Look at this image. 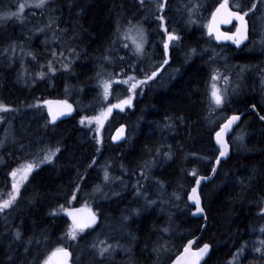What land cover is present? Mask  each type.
<instances>
[{"label":"trees","instance_id":"16d2710c","mask_svg":"<svg viewBox=\"0 0 264 264\" xmlns=\"http://www.w3.org/2000/svg\"><path fill=\"white\" fill-rule=\"evenodd\" d=\"M22 1L0 0V10L16 11ZM173 2H175L174 6L171 4ZM186 2L187 0H169L168 7L171 6L172 10L167 8L166 18L169 21H173L174 18L176 21H181L178 17L176 19L175 14L177 9H181L182 4ZM217 2L219 0H202V3L206 5L202 10L203 12L201 11L202 16L210 13ZM69 4L75 6L69 8ZM137 5L135 0H56V3L50 7H57L59 9L58 14L51 13L47 9L27 8L24 12L26 21L24 24L17 20H10L0 26V103L18 109L16 112L1 113L0 115H5L6 119L12 121L11 130L15 131L22 143L27 146L31 142L30 147H26L23 151L20 150L19 144H13L10 141L4 148H0V155L5 157L8 164L7 168L0 166V190H4L6 193L10 189V179L8 178V188H5V173L18 163L31 159V156H26V153L35 152V149L43 146L36 140L43 141V144H51L53 147L56 146L57 141H60V146L64 149L58 154L54 164L42 165L29 178L30 183L26 184L27 192H23V198L18 208L8 213L10 224L5 229H3V218L0 217V264H6L9 255L14 256V264H24L25 260L31 261L37 249L33 245L32 252L25 256V242L34 235L39 237L42 231H46L48 237V243L42 244L40 248L44 255H48L59 246H67L74 253L73 262L88 264L90 256L85 254L81 259L82 250L79 249L93 241L90 234L92 230H88L87 234H84L78 242L69 241L66 238L61 240L71 222L68 220L66 212L59 209V206L63 205L64 209H69L85 203L91 204L94 210L103 214L100 217V224H103L106 219H109L111 223L116 220V223L120 224V220L115 217L122 212V209L127 208L128 210L132 204L138 207L142 205L140 199H134L133 191L135 189L133 185L137 182V166L143 161L151 159L147 153H143L146 148L154 150L156 147L164 145V150L167 151V146L171 145L174 153L172 160L160 162L152 170V179L140 181L144 185V189L150 185L152 192L155 193V196H150L152 199L168 200L173 192H178L183 196V201H187L188 190L194 182V179L187 173L192 169H196L198 174L203 175L210 172L218 152L213 142V134L221 120L218 122L212 117V120L216 121L212 124L207 119L208 97L206 92L210 87L209 73L211 72L210 65L213 63L209 60L210 52L208 51H205L207 61L203 57H198L192 59V62L189 60L183 62L180 60L181 57L176 54L177 59L173 57L171 65L175 67L174 69L179 68V73L174 74L175 77H172L173 79L171 78L165 85H162V82L156 86L157 88L154 87L155 89L147 86L148 88L143 91V94H137L138 99L134 98V109L130 115L122 116L123 118L121 116L112 117L111 122L109 120L101 127L99 138L102 140V144L98 145L93 137L95 133H91L92 130L96 129L94 128L97 125L95 120L89 130L80 127L78 120L80 121L85 116H98L100 111L107 108L110 99L114 98L113 93L107 102H102L101 89L97 86L96 72L102 64L101 57L104 50L112 48L115 21L118 14L124 13L127 17H131L138 8ZM126 12L128 13L126 14ZM53 14L60 17L59 28H70L71 35L73 34V25H79L75 31L80 39L77 38L76 42L71 40L68 47L75 48L81 54L78 59L73 57L75 60L70 72L63 71L61 64L56 62L54 67L57 72L54 76L50 74L49 77L43 80L36 79V82L33 83L35 74L40 71L47 72L48 61L53 59L50 53L47 55L45 52V49H48L47 46L53 44L57 52L64 50L65 57L68 56V52L62 48L60 41H70L71 35L68 34L59 41H53L52 35L48 33L50 31L45 32V36L42 35L43 33L34 31L35 28L46 24L49 16ZM149 19L144 24L147 29ZM202 33L204 37L202 46L206 50L208 45L211 47L212 45L207 42L203 27ZM48 36L51 37V41L49 44H45L44 40ZM184 40L188 44L189 38L185 37ZM11 42H16L18 45L22 44L25 49H34L37 53L36 59L27 57L26 64H22V57L19 56L22 53L19 47L16 49L14 58L11 51L4 54V49L8 48ZM200 46L201 44L198 42L197 47L200 48ZM212 49L214 48L212 47ZM174 50L178 53L180 46H176ZM183 53L184 48H182L180 55ZM123 56L129 57L124 66L127 69L128 65L133 63L135 59L130 57L128 51ZM248 56L249 52L246 53L247 64L256 58V56L253 58H248ZM235 60L240 59L236 56ZM41 65H44L43 69ZM139 66L140 68L147 67L142 62L139 63ZM104 67L106 72L114 73H118L121 69L118 60L114 64ZM25 72L28 74L27 77L21 78ZM127 74H131V72L123 74V78ZM135 75L138 78L143 77V73H139V70ZM156 83L159 82L156 81ZM117 85H114L112 91L117 89ZM123 93L128 95L126 87L123 89ZM49 97L63 98L74 103L78 109L77 115L75 114L67 121H61L45 128L47 117L42 112L44 107L35 109L28 106L35 105L37 101L42 102ZM259 102L257 95L242 93L238 98H231V103L223 110L228 111V113L240 112L254 103L257 104L260 114L264 115V106ZM114 115L116 114L114 113ZM177 115L183 116L185 121L184 123L174 121L176 126L169 133V129L164 128L165 117H178ZM23 117H27L28 124L22 122L23 119L21 118ZM117 122H123L127 125L131 138L124 144L113 145L110 141L111 134L108 131H113L118 124ZM135 124L139 125L136 126ZM242 124L243 127H241ZM83 127H89V125ZM242 128L246 129L248 133L245 144L248 149L253 151H241L238 146L232 145L230 158L225 159L219 165L214 178L208 182L209 184H203L200 189L204 203L211 209L209 213L210 222L207 230L203 232L194 246L205 242L213 245V251L210 258L207 259V264H227L232 253L236 252L245 242H247L246 255L240 264H264V260H260L252 251L254 247L259 246L257 241L264 240V234L260 232V228L264 227V217L256 214L259 212L258 201L264 197V122L259 120L256 113L246 114L240 127H238L239 130H234L229 136L230 144ZM168 134L170 135L168 136ZM251 136L253 137L251 138ZM127 145L130 147L127 148ZM97 147L101 148L100 153H97ZM31 148L33 149L31 150ZM193 153L195 155H191ZM93 157H96L99 162L104 158V161L112 166L121 163L128 170L127 173L120 172L119 177L125 181L127 189L120 184L122 195L119 198L113 197L109 202H100L102 197L97 196L95 199L98 203L88 200L91 197L87 195L88 188L100 183L99 168L94 166L91 168L90 175L86 178L77 199H71L72 191L75 188L73 181L77 176V169L81 175H84L86 162L87 160L91 162ZM253 170H255V176L251 185L242 188L237 181L243 180L244 184L248 185L247 178L253 175ZM155 180L163 181L166 185L162 197L160 196L159 185L155 183ZM35 192H39V200L34 205H28L27 200ZM183 201L180 202L178 209L169 204L158 203L153 208L148 209L147 212L142 213L141 216L132 218L126 223L124 229L126 228V232L131 233V236L128 234V238H112V240H118L131 249L130 253L127 254V264L130 258L134 260V264H169L172 257L181 250L185 241L200 232L203 219L191 215L192 207L185 210ZM260 206H264V204ZM52 209H57L59 214L55 217L49 216L48 213ZM170 214L172 216V232L160 239L159 229L168 226ZM109 215L110 217H108ZM17 228L22 233V241H14L12 238V233ZM133 236L136 238L135 240L132 239ZM165 240L168 250L157 257L153 252V247L157 242L162 244ZM108 242L112 243L111 240ZM9 244H11V249ZM78 250L80 251L79 256L76 254Z\"/></svg>","mask_w":264,"mask_h":264},{"label":"snow or ice","instance_id":"6c2138e0","mask_svg":"<svg viewBox=\"0 0 264 264\" xmlns=\"http://www.w3.org/2000/svg\"><path fill=\"white\" fill-rule=\"evenodd\" d=\"M138 4V8L135 12L132 13L131 17H127L124 13H119L115 21V39L112 41V44H120L121 49L127 50L130 53V57L135 59V62L128 65L127 69L122 68L120 73L106 72L105 65L114 64L118 58L121 63H124L129 57L119 56L114 57L112 53L118 51L115 48H106L104 54L101 57L102 64L96 72V78L98 80V87L102 89L101 99L102 102H107L111 96L113 85L114 84H123L127 85L128 95L123 99H118L117 103H109L108 107L103 110L100 116L96 117H82L79 123L82 126L91 125L92 121L95 120L100 126L103 125V121L111 115L114 109H119L123 112L126 108H131L133 106V100L137 94H143L144 89L152 83H155L162 75L163 71L166 70L171 62V52L175 49L176 46L182 43L183 37L178 34L177 30L173 28L169 30L167 27V18L166 11L169 5V0H135ZM56 0H23L19 3L16 11L10 10H0V26L7 23L10 20H17L19 23L24 24L25 17L24 12L26 8H34L39 10H49L51 13H55L59 9L57 7H50L54 5ZM151 5V7H149ZM261 5H264V0H252L250 6L246 3V0H234L230 3V0H219L217 6L214 10L211 11V21L208 24L203 25L207 29V36L212 38L215 36L216 41H231L232 44L236 45L237 48H240L246 41H249L252 35H258L259 40H253L252 43L256 45L259 44L261 50H264V27H262L258 32L256 31L257 24L253 21V17L256 16L258 11L261 12V15L257 18L259 21H264V10H261ZM74 4H69V8L74 7ZM183 12L186 15V24L189 26L197 25L200 16L199 13L206 7L202 0H187L186 3H183L182 6ZM145 12V15L141 19L136 20V16L139 12ZM179 11V9H178ZM151 16L155 22L159 24V29L157 31L163 32L164 38L162 40L163 48V60L160 63L153 62L148 65L146 68H140L139 63L143 62L144 59L150 58L149 53L147 52L146 45L149 43L148 40V30L144 27L145 22ZM60 17L50 15L46 24L35 28L36 33H45L47 31H52V40L59 41L63 37L68 35V29L59 28ZM233 21L235 24V32L227 33L220 32V24H232ZM79 25H73V36L71 40H75L78 33L75 31ZM48 41H45L47 44ZM20 48L22 54L31 56L33 60L36 59V56L32 52L24 53L23 45H18L16 42H11L8 48L4 49V54L11 51L14 54L17 48ZM207 51V50H205ZM68 56L79 58L80 54L75 50V48L69 47L67 49ZM52 60L48 61L47 72L40 71L35 74L33 83L36 82V79L43 80L49 75H55L57 69L54 67V63L59 62L61 68L65 72H70L72 64L74 63L73 59L65 57L63 50L57 52L55 49L51 51ZM199 55V52L196 47H190L185 53V62L191 60L193 57ZM217 58L227 60L226 57H222L221 54L213 51L212 56L210 57V62H215ZM41 68H44V65H41ZM143 73L142 78H138L135 73ZM249 66L240 67V78L236 82H233L230 74H224L219 68H213L210 76V87L208 88L206 95L208 97V117L209 123H216L212 120V116L218 112L223 111V109L231 103V96L237 95L241 91V80L243 73L250 71ZM180 69H175L176 73H179ZM131 72L132 74H127L126 78L116 79V77L121 76ZM27 72L23 74V77H27ZM259 79L261 80V90L264 91V70H260ZM221 81L223 82L221 85ZM67 90V88H66ZM48 106V115L49 120L46 121L44 127L47 128L49 125H55L57 119L60 116L70 114L73 111V107L68 102H60L64 106L63 111L53 112L51 108V101L44 102ZM30 108L40 109L41 105L39 103L35 105H29ZM257 104L251 105V110L256 112L259 120L264 122V115H260L257 111ZM18 109L11 108L9 106L0 103V113H10L16 112ZM247 114V110L244 113L233 114L226 118L224 123L220 124L219 130L215 131V142L218 145L219 154L215 158V164L212 167V175L210 176H200L196 169H192L187 173L188 176L194 179L195 185L191 188V191L187 193V201H183V196L178 192H173L171 197L168 200H153L147 193L144 191V185L141 184V180L148 181L152 179L151 172L158 166L160 162H166L174 158V153L171 145L167 146V151L164 150V145L156 147L154 150L151 148H146V153L151 159L143 161L139 164L137 182L133 185L135 189L133 196L134 199L139 200L142 198L143 204L140 207L134 208L131 211L130 215H122L120 217L121 230L123 226L129 221L130 216H140L142 213L147 212L148 209L153 208L158 203L169 204L175 208H179L180 202H184V209L187 210L189 207L194 206V211L191 212L192 216H197L203 219L204 223L201 225L202 231H206L208 224L210 222L209 213L211 211L210 207L204 203L203 197L201 196L200 189L201 185L204 182H210L214 175L218 172V166L227 158H230V151L232 145L238 146L241 151H253L248 149L245 144V138L248 135L246 129H241L239 133L235 135L232 139L231 144L225 137L232 131H234V126L239 127L238 122L241 121L243 115ZM6 116L0 115V122H5ZM174 121H179L184 123L185 118L183 116L178 117H165L164 128L173 129L175 128ZM94 139L98 145L102 144V140L99 138V128H97ZM129 139L126 134V127L121 126L117 129V134L112 137L113 141H124ZM13 144H19V148L23 151L29 145H25L20 141L16 136L15 131L11 130V126L8 129H5V135L3 138H0V148H4L8 142ZM37 143L42 144L43 146L38 147L35 152H28L26 156H31L30 160H26L23 164H20L18 167L12 168L10 171L5 173L6 181L5 188H8L7 178L11 179L10 189L5 193L4 190H0V217L4 218L7 221V214L11 211H14L18 208L21 200L23 198L22 189L26 190V184L30 183V177L36 172L37 169H40L42 165L45 164H54L55 160L58 158L64 149L60 146V141H57L56 146H51V144H43V141H37ZM97 153H100L101 148L97 147ZM191 155H195L194 153ZM11 156V153H9ZM187 159V157H185ZM206 159V158H205ZM98 163L96 157H93L91 162L85 168V173L88 169L93 168ZM0 166L5 168L8 167L7 161L4 156L0 155ZM112 165L106 163L103 166V178L101 183L93 186L92 191L87 195L95 198L97 196L102 197L103 199L119 198L122 193L118 191H113L111 196L104 191V188L108 185H115L117 183L124 186L127 189V184L121 177H114L111 175ZM121 172L127 173V169L121 165ZM183 171V170H182ZM255 176V170H253V175L249 176L248 185L244 184L243 180L237 181L242 188H247L251 185L252 180ZM86 182V175H81L77 169V176L73 183L75 188L72 191L71 199L75 200L82 191L83 184ZM155 183L159 185L160 196L164 195V190L166 185L163 181L155 180ZM6 196V198H5ZM39 192H35L31 198L27 200L28 205H34L39 200ZM71 203V201H69ZM264 197L258 201L259 212L258 216L264 217ZM59 209H62L66 214L71 218L72 223L68 227V230L65 236L61 237V240L67 239L69 241H79L83 238L84 234H87L88 230L94 231L97 227L100 226V217L102 213L89 212L88 217L80 218L73 211L64 209L63 205L59 206ZM127 211V209H125ZM59 214L57 209H52L48 215L55 217ZM172 216L169 215L168 226L159 229L161 233L160 239H163L164 236L171 234L172 232ZM109 227H112L109 225ZM260 232L264 234V227L260 228ZM99 235L93 239L92 242L88 243L85 248L82 250L81 259L83 255L88 254L90 256L88 264H104L106 260H111L118 251H124L125 254H129L131 249L127 246L121 245L119 242L112 244L109 243L111 237L106 236L104 239H99ZM131 236V233H129ZM12 238L14 241H22L23 236L20 230L17 228L12 233ZM133 240L136 238L133 236ZM48 243V237L46 231H42L40 236L30 237L24 245V255L27 256L32 252V246L35 245L37 251L33 255L31 261H24V264H51L52 257L59 255L60 261L59 264H71V261L74 258V253L68 250V247L59 246L52 252L50 255H44L41 251V245ZM194 241L189 240L187 245L184 247V253L182 257H178L175 261V264H207V259L210 258L213 251V245L210 243H204L196 251H191V247ZM259 246L253 248V254L257 255L260 260H264V240H259L256 242ZM11 249V244H9ZM168 250L167 241L165 240L162 244L157 242L153 247V252L159 257L162 252ZM247 250V242L241 244V246L232 253L231 259L227 264H240V261L245 257ZM187 257V259H184ZM6 264H14V256L9 255L7 257ZM128 264H134L133 259H129Z\"/></svg>","mask_w":264,"mask_h":264},{"label":"rangeland","instance_id":"374dc122","mask_svg":"<svg viewBox=\"0 0 264 264\" xmlns=\"http://www.w3.org/2000/svg\"><path fill=\"white\" fill-rule=\"evenodd\" d=\"M23 2V1H22ZM230 2L232 3V2H234V0H230ZM251 2H252V0H246V3L250 6V4H251ZM173 6H174V4H175V2H173V3H171ZM149 7H151V5H149ZM261 10H264V5H261ZM169 8V10H172L171 8V6L170 7H168ZM27 9V8H26ZM31 9V8H30ZM176 10V9H175ZM183 10V8H181V9H179V11H178V9H177V13H176V15H177V17L178 18H180V19H182V20H186V15L184 14V12L182 11ZM59 11V10H58ZM58 11H56L54 14H58ZM180 12V13H179ZM182 13V14H181ZM201 13V12H200ZM199 13V16H200V20H199V22L200 23H202V26L203 25H205V24H207V22H208V16H209V14L210 13H208V14H204L203 15V17H202V14H200ZM261 13V12H260ZM259 13V11L256 13V16H254L252 19H253V21L257 24V28H256V31L258 32L262 27H264V21H259V20H257V18L261 15ZM53 14V15H54ZM260 14V15H259ZM145 15V12H141L140 14H138L137 16H136V18H137V20H139V19H141V17H143ZM181 15V16H180ZM140 16V17H139ZM205 16V17H204ZM176 17V18H177ZM149 18L151 19V16H149ZM184 18V19H183ZM205 18V19H204ZM175 19V18H174ZM172 22H175L174 20L172 21ZM187 26H189V25H187ZM144 27H145V25H144ZM146 28V27H145ZM260 28V29H259ZM68 30H69V32H68V34L69 35H71L70 34V32H71V29L70 28H67ZM147 29V28H146ZM205 29L206 28H204L203 27V32L205 31ZM72 30H73V28H72ZM148 30V40H149V43L146 45V48H147V52L149 53V57L151 58H146V59H144V61L142 62L144 65H146V66H148V65H150L151 64V62L153 63V62H155V63H160V62H162V60H163V48H162V51L160 50H158V52H157V54L155 55V51L153 50V48H152V46L154 45V44H156V42H157V38H155V36H154V34L152 33L153 32V28L152 29H147ZM49 34H51L52 35V32L50 31V32H48ZM40 34H42V33H40ZM45 33H43L42 35H44ZM45 36V35H44ZM68 36V35H67ZM71 36H73V34L71 35ZM200 37V39L202 38V36L200 35L199 36ZM199 37L198 38H194L195 40H198L199 39ZM77 38L78 39H80V37L77 35V37H76V39L75 40H77ZM116 37H115V35H114V39H115ZM200 39H199V41H200ZM74 40V41H75ZM253 40H256V41H258L259 40V36L258 35H255V37L253 36ZM45 41H48V43L47 44H49L50 43V41H51V37H46L45 38V40H44V42ZM61 42V44L63 45H61L65 50H67L69 47V42L71 43V39H70V41H68V42H66V43H64L65 42V40H61L60 41ZM76 42V41H75ZM65 44V45H64ZM258 46V47H257ZM48 47V49H45L46 51V53H47V55L49 54V53H51V51L53 50V49H55V50H57L56 49V47L52 44V45H50V46H47ZM112 48H115V49H117L118 51H114V53H112V55L114 56V57H119V56H123L124 55V53L127 51V50H124V49H121V46H120V44L119 43H117V44H115V45H113L112 44ZM248 48H250V49H248ZM248 48H246L247 50V52L246 53H248L249 52V56L248 57H254V56H256V58L250 63V64H247L246 63V61H241V60H235L234 59V61H235V64H231L230 63V61L229 60H224V59H221V58H217V60L215 61V63H217V66H219L218 68L220 69V68H222V69H220L222 72H224V74H230L231 75V78H232V80H233V82H236L237 81V79H239L240 78V76H239V74H240V67H241V65L242 66H252L251 67V70L250 71H252V72H250V71H247V72H245V73H243V77H242V80H241V91L237 94V95H233V96H231V98H238L240 95H242V93H246V94H250V93H252V94H255V95H257L258 96V98H259V100H260V102H261V104L264 106V91H261V87H260V85H261V80L259 79V72L260 71H258V70H262V68L264 67V50H261V48H260V46H259V44L257 43L256 45H254L253 43L248 47ZM204 49V50H203ZM33 50L34 49H25V48H23V51H24V53H27V52H33ZM188 49H186L185 50V48H184V55H185V53H186V51H187ZM200 50V51H199ZM198 50V52H199V55L196 57V58H198V57H203V58H205V60L207 61V57H206V52H205V48H202L201 46H200V49ZM206 50H208V52H210V56H209V60H210V57L212 56V54H213V49H212V47L211 46H207V48H206ZM48 51V52H47ZM64 51V50H63ZM251 51V52H250ZM78 52V51H77ZM205 52V53H204ZM233 52L235 53L236 51L235 50H233ZM254 52V53H253ZM34 54H35V56L37 57V53L35 52V50H34V52H33ZM116 53V54H115ZM201 53V54H200ZM216 53H219V54H221V52H216ZM262 53V54H261ZM152 54V55H151ZM205 54V55H204ZM257 54V55H256ZM259 54V55H258ZM159 55V56H158ZM184 55H182L181 56V60L184 62L185 61V56ZM19 56H21L22 57V59H21V62H22V64H26V62H27V60H28V58L27 57H31V56H27V55H24V54H21V55H19ZM180 56V55H179ZM221 56L222 57H225V54L224 55H222L221 54ZM66 57H69V56H66ZM183 57V58H182ZM260 58V59H259ZM69 59H73L74 60V58L73 57H69ZM184 59V60H183ZM220 59H221V61H220ZM116 60H118L119 61V59L117 58ZM156 60V61H155ZM26 61V62H25ZM120 62V61H119ZM126 62H127V59H126V61L124 62V63H121L120 62V66H121V69L122 68H124V66H125V64H126ZM260 62V63H259ZM171 63H172V58H171V62H170V64L168 65V66H166V70L165 71H163V75H165V76H163L162 78H163V80L161 81H158L159 83H152V85H149L148 87H152V88H154V87H156V86H158L159 84H161L162 82V85H164L167 81H169L172 77H173V74H177V73H174L175 72V69H173L174 67L171 65ZM214 63V62H213ZM124 64V65H123ZM237 64H240V65H237ZM260 64L262 65V66H260ZM236 66V67H235ZM239 66V67H238ZM249 66V67H250ZM173 67V68H172ZM226 67V68H225ZM224 68V69H223ZM121 69H120V71H118V73H120L121 72ZM126 69V68H125ZM167 70H169V71H167ZM173 72H172V71ZM225 70V71H224ZM235 70V71H234ZM237 70H239V71H237ZM108 71V70H107ZM167 71V72H166ZM110 72V71H109ZM237 73V74H236ZM132 74V73H131ZM170 74V75H169ZM234 74V75H233ZM171 75H172V77H171ZM257 75V76H256ZM210 76H211V72H210ZM248 76V77H247ZM250 76V77H249ZM124 78H126V77H124ZM168 78V79H167ZM254 78V79H253ZM257 78V79H256ZM116 79H123V74L121 75V76H119V77H116ZM250 80L252 81V82H250ZM29 81H31V80H29ZM257 81V82H256ZM247 82V83H246ZM222 81H221V85H222ZM258 83V84H257ZM154 84V85H153ZM115 85V84H114ZM114 85H113V87H114ZM249 85V86H248ZM127 88L128 86L127 85H123V84H118L117 85V89L116 90H114V91H112V93H111V96H112V94L114 93V98H109L110 99V103H112V104H114V103H117V101H118V99H123V98H125L126 97V95L123 93V89L124 88ZM148 87H146L145 89H147ZM257 87V88H256ZM254 89V90H253ZM257 89V90H256ZM257 91V92H256ZM101 92H102V89H101ZM262 92V93H261ZM47 99V98H46ZM63 99V98H62ZM64 100H66V101H69V100H67V99H64ZM45 101V100H44ZM44 101H37V103H40V105L41 106H43L44 107ZM70 102V101H69ZM72 103V102H71ZM73 105H74V103H72ZM252 104H254V103H252ZM252 104H250V105H252ZM249 105V106H250ZM248 106V107H249ZM74 107L76 108V106L74 105ZM106 107H108V106H106ZM105 107V108H106ZM133 107V106H132ZM126 108L123 112H121L119 109L116 111V116H128V115H130L131 113H132V109L133 108ZM247 107V108H248ZM105 108H103V109H105ZM247 108H245L244 110H246ZM127 109H128V111H127ZM76 110H78L77 108H76ZM242 111V110H241ZM257 111H259L258 109H257ZM42 112H44L45 113V115H46V112H45V109L42 111ZM102 112H103V110H102ZM250 112H253V111H250ZM250 112H247V114L248 113H250ZM234 113H239V112H234ZM254 114H255V112H253ZM1 114V113H0ZM76 114V113H75ZM74 114V115H75ZM118 114V115H117ZM123 114V115H122ZM230 114V112L228 113V111H218V112H216L215 113V115L214 116H212L215 120H218V122H219V120H221L220 122H219V124H218V127L220 126V123L228 116ZM73 115V116H74ZM99 115H101V111H100V113H99ZM261 115V114H260ZM72 116V117H73ZM245 116V115H244ZM244 116H243V118H244ZM46 117H47V115H46ZM112 117L114 118L115 117V115L114 116H111L110 117V120H112ZM243 118H242V120H243ZM21 119H23L22 120V122H27V124H28V120H27V117H23V118H21ZM70 118H68V119H66V120H64V121H67V120H69ZM48 120V119H47ZM61 122V121H60ZM78 122H79V120H78ZM93 122H94V120L92 121V123H91V125H89V127H83L81 124H80V127L81 128H84V129H90L91 128V126H92V124H93ZM11 123H12V121L10 120V119H6V121L5 122H0V138H3L4 137V135H5V129H8V128H10V126H11ZM56 125V124H55ZM136 126L137 125H139V124H135ZM244 125H241V127H243ZM217 127V128H218ZM239 127H240V125H239ZM94 128H96V129H94V130H92V132L91 133H95V131L97 130V128H100V125L99 124H97ZM236 129L235 130H237L238 129V127H235ZM239 130V129H238ZM128 137H129V139L131 138V133H130V131H129V133H128ZM127 141H128V139H127ZM126 141V142H127ZM36 142H37V140H36ZM128 147V146H127ZM129 147H130V145H129ZM128 147V148H129ZM143 153H146V151L145 152H143ZM98 157V156H97ZM97 159V158H96ZM27 160H30V159H27ZM26 161V160H25ZM25 161H23V162H21V163H18L15 167H18L20 164H23ZM97 161H98V159H97ZM90 162H87V164L85 165V168L87 167V165L89 164ZM106 163H108V162H104V163H102L101 164V162H99L98 161V163L95 165L97 168H99V170H98V175L100 176L99 178H100V183H101V181H102V178H103V171L101 170V169H103V166L106 164ZM122 164L121 163H118V164H115V165H113L112 166V168H111V175L112 176H114V177H119L120 176V172H121V168H120V166H121ZM14 167V168H15ZM89 170V172H91V169H88ZM85 171V170H84ZM114 171V172H113ZM116 172H117V174H116ZM84 175H86V178H88V171H87V173H84ZM8 179H10V178H8ZM10 183H11V179H10ZM142 184V183H141ZM93 188V187H92ZM92 188L91 187H89L88 188V192H87V194L88 193H90V190H92ZM104 191L105 192H108V194H109V196H111V193L113 192V191H118V192H120V184L119 183H117V184H115V185H108V186H106L105 188H104ZM144 191L147 193V195L150 197V196H155V193L154 192H152V190H151V188H150V185H147L146 186V188L144 189ZM134 192V191H133ZM100 197V196H99ZM112 199V198H111ZM111 199H107V200H105V199H103L102 198V200L100 201V202H109V200H111ZM152 199V198H151ZM90 202H94V203H98L97 202V199H95V198H89L88 199ZM141 201H142V204H143V200H142V198L140 199ZM153 200H155V199H153ZM130 201V200H129ZM131 202V201H130ZM132 203V202H131ZM87 204V203H86ZM89 205H91V204H89ZM90 207V206H89ZM138 206H135L134 204H132V206H130L129 207V209L127 210V211H125V209H122V212L117 216V217H115L116 219H119L120 220V217L122 216V215H130L131 214V211H132V209H134V208H137ZM127 209V208H126ZM108 217H110V215L108 216ZM131 217H134L133 219H135V218H137V216H130V219H129V221L132 219ZM115 222H113V223H111V221H109V219H106V221L103 223V224H100V226L98 227V228H96L94 231H92L90 234H91V236L93 237V239L94 238H96L97 237V234H100L99 235V239H104L106 236H108V237H111V238H119V237H121V238H123V237H127L128 238V234L129 233H127L126 231L127 230H125L124 229V226H123V229L121 230V225L120 224H118V223H116L117 221L116 220H114ZM6 222V223H5ZM119 223H120V221H119ZM10 224V218H9V216H8V214H7V221H5V219L3 218V229H5L6 228V226H8ZM109 225H111L112 226V228L111 227H109ZM102 230H101V229ZM110 228V229H109ZM107 232V233H106ZM108 232L109 233H111V234H108ZM113 233H114V235H113ZM109 239V241L111 240V241H113L112 242V244H115V243H117V242H119L121 245H124L122 242H120V241H118V240H112V239ZM125 246V245H124ZM85 247H83L82 249H79L80 251L81 250H83ZM77 251V256H79V254H80V251ZM120 254H116L111 260H106V263L104 262V264H127V262H126V260L128 259V256H126V254H125V252L124 251H118ZM117 257V258H116Z\"/></svg>","mask_w":264,"mask_h":264},{"label":"flooded vegetation","instance_id":"af4514ba","mask_svg":"<svg viewBox=\"0 0 264 264\" xmlns=\"http://www.w3.org/2000/svg\"><path fill=\"white\" fill-rule=\"evenodd\" d=\"M231 3V2H230ZM168 20L169 19H167V27L169 28V30H172L173 28H175L176 30H177V32H178V34H182L183 36H187L188 38H189V42H188V44H186V42H185V40H184V38H183V41H182V43L181 44H179V46H180V48L181 47H185L186 49H189L190 47H197V43H198V41H199V39H200V35L202 36V38L200 39V43H201V45H202V42H203V39H204V37H203V33H202V23H200V22H198V24L196 25V26H187V24H186V22L184 21V20H182L181 19V21H176L175 19H174V21L175 22H172V21H169L168 22ZM197 27H198V29H197ZM153 28V34H154V36H155V38H157V42H156V44H154L153 46H152V48H153V50L155 51V55L157 54V52H158V50L160 51H162V40H163V38H164V35H163V32H159V31H157V29H159V24L157 23V22H155L154 21V19L151 17V19H149V21H148V29L150 30V29H152ZM185 28H187V29H185ZM200 28V29H199ZM183 29V30H182ZM184 30H186V31H184ZM222 30L223 31H225V32H228V33H231V32H234L235 31V23H232V24H230L229 26H226V27H222ZM151 31V30H150ZM184 31V32H183ZM187 32H188V34H187ZM194 32V33H193ZM205 32V38L207 39V42H209L211 45H212V47L214 48L213 50L215 51V52H221V54L222 55H224L225 54V57L227 58V60H229L230 61V63L233 65V64H235V61H234V59H235V57L237 56V58H239L240 60H243V61H246V48H248L251 44H252V41H253V36L254 35H252L251 36V38H250V40L247 42V44L246 43H244V45H242V47L241 48H237V47H232V45L230 46V44L228 45V44H219V43H216L215 42V40L213 39V37L212 38H209L208 36H207V34H206V31H204ZM181 35V36H182ZM198 35V36H197ZM198 38L199 37V39L196 41L194 38ZM251 42V43H250ZM184 44V45H183ZM186 45H187V47H186ZM189 46V47H188ZM243 47H245V48H243ZM236 48V49H235ZM221 49V50H220ZM232 49V50H231ZM243 49V50H242ZM197 50H198V47H197ZM230 50V51H229ZM233 50H235L236 52L234 53L233 52ZM225 51V52H224ZM245 51V52H244ZM230 52V53H229ZM242 52V53H241ZM178 53H181V51L179 50V52ZM245 53V54H244ZM177 53H176V51L175 50H172V52H171V58H173L174 57V59L177 57V55H176ZM230 54V55H229ZM184 55V54H183ZM185 56V55H184ZM242 57V58H241ZM248 64H250V63H248ZM215 66V67H214ZM211 67V69H210V71H212V69H213V67L214 68H218L219 66H217V63H212V66H210ZM220 69H222V68H220ZM262 70H264V67L262 68ZM163 73H162V75H161V77L159 78L160 80H162L163 78ZM209 86H210V82H209ZM260 113V112H259ZM108 118L105 120V121H103V125L106 123V122H108ZM101 127L102 126H100V129H101ZM87 162H88V160H87ZM87 162H86V164H87ZM90 175V172H89V170H88V176ZM22 192H27V190H24V189H22Z\"/></svg>","mask_w":264,"mask_h":264},{"label":"water","instance_id":"95a60500","mask_svg":"<svg viewBox=\"0 0 264 264\" xmlns=\"http://www.w3.org/2000/svg\"><path fill=\"white\" fill-rule=\"evenodd\" d=\"M210 21H211V14H210V20H209V22L208 23H210ZM233 23H235L236 24V22L235 21H233ZM230 24H220L219 25V31L220 32H225V31H223L222 30V27H226V26H229ZM235 32V31H234ZM228 33V32H227ZM232 33V32H231ZM206 34H207V29H206ZM213 39L215 40V36H213ZM215 42L216 43H219V44H230V45H232V46H234V47H236V45H234V44H232V42L231 41H216L215 40ZM245 43H247V41L245 42ZM242 47V46H241ZM240 47V48H241ZM45 101H51L52 103H51V108H52V111L53 112H58V111H63L64 110V106L60 103V102H62V101H65L64 99H61V98H51V97H49V98H47V99H45ZM68 102V104H71L72 105V107H73V111L70 113V114H67V115H63V116H60L58 119H57V121H56V123H58V122H60V121H63V120H66L67 118H71L75 113H76V109H75V107H74V105L71 103V102H69V101H67ZM45 104V103H44ZM247 110V112H249V111H252L251 110V105L246 109ZM46 114H47V117H48V119H50V117H49V115H48V106L46 105ZM245 112V110L244 111H242V112H240V113H244ZM256 113V112H255ZM236 114H239V113H236ZM244 116V115H243ZM222 123H224V121L222 122ZM221 123V124H222ZM240 123V121L238 122V124ZM125 126L126 127V125L125 124H120L118 127H117V129H119L121 126ZM234 128H235V126H234ZM117 129L115 130V132H114V135L113 136H115L116 134H117ZM126 130H127V127H126ZM219 130V128L216 130V131H218ZM231 134V132L225 137V139H227L228 140V136ZM215 133H214V135H213V141H214V144H215V146L218 148L219 146L218 145H216V142H215ZM113 141V140H112ZM114 143H117V142H119V141H113ZM122 142V141H121ZM218 154H219V152H218ZM217 154V155H218ZM215 164V159H214V161H213V165ZM213 167V166H212ZM219 167V166H218ZM200 176H210V175H212V168H211V170H210V172L208 173V174H206V175H203V174H199ZM215 176V175H214ZM214 178V177H213ZM212 178V179H213ZM206 183H208L207 181L206 182H204L203 184H206ZM202 184V185H203ZM195 185V181L193 182V185L190 187V189L188 190V193L191 191V188L193 187ZM201 185V186H202ZM192 211H194V206H192ZM69 210H71V211H73L78 217H80V218H87L88 217V214H89V212H94L93 210H91L90 208H88V207H85V206H78V207H74V208H71V209H69ZM67 215V214H66ZM193 217H197V216H193ZM67 218L72 222V220H71V218L67 215ZM197 218H200V217H197ZM203 223H204V221H203ZM203 232L204 231H202V229H200V232L196 235V236H194V237H192V238H189L187 241H185V243H184V245L182 246V248H181V251H180V253L169 263V264H175V261L177 260V258L178 257H182V254L184 253V247H185V245H187V243H188V241L189 240H193L194 241V243H193V245L197 242V240L201 237V235L203 234ZM206 243V242H205ZM204 244V243H203ZM203 244H201V245H199L198 247H193V245H192V247H191V251H196L199 247H201ZM68 250L70 251V249L68 248ZM55 251V250H54ZM54 251H52V252H54ZM51 252V253H52ZM50 253V254H51ZM49 254V255H50ZM184 259H187V257H184ZM59 261H60V256L59 255H56V256H53L52 257V261H51V264H59ZM71 264H78V263H76V262H73V261H71Z\"/></svg>","mask_w":264,"mask_h":264},{"label":"bare ground","instance_id":"6f19581e","mask_svg":"<svg viewBox=\"0 0 264 264\" xmlns=\"http://www.w3.org/2000/svg\"><path fill=\"white\" fill-rule=\"evenodd\" d=\"M212 1H213V0H212ZM2 2H3V1H2ZM2 4H4V3H2ZM217 4H218V2H217ZM217 4L214 6V8L217 6ZM177 5H178V4H177ZM211 5H212V4H211ZM135 6H136V5H135ZM137 7H138V5H137ZM214 8H212L211 11L214 10ZM261 8H262V7H261ZM171 9H172V8H171ZM2 10H3V9H2ZM133 10H134V9H133ZM173 10H174V9H173ZM182 11H183V10H182ZM211 11H210V14H211ZM202 12H203V11H202ZM70 13H71V12H70ZM127 13H128V12H126V14H127ZM172 13H173V11H172ZM176 13H177V12H176ZM179 13H180V12H179ZM259 13H260V11H259ZM168 14H169V13H168ZM174 14H175V13H174ZM181 14H182V13H181ZM200 14H202V13H200ZM210 14H209V16H208V22H209V20H210ZM260 14H261V13H260ZM260 14H259V15H260ZM172 16H173V15H172ZM175 16L177 17L176 14H175ZM180 16H181V15H180ZM139 17H140V16H139ZM202 17H203V16H202ZM204 17H205V16H204ZM176 19H177V18H176ZM183 19H184V18H183ZM204 19H205V18H204ZM136 20H137V19H136ZM168 21H169V20H168ZM185 22H186V20H185ZM208 22H207V24H208ZM146 23H147V22H146ZM68 25H69V24H68ZM194 26H196V25H194ZM192 27H193V26H192ZM65 28H67V27H65ZM82 28H83V27H82ZM114 28H115V27H114ZM185 29H187V28H185ZM197 29H198V27H197ZM199 29H200V28H199ZM259 29H260V28H259ZM182 30H183V29H182ZM184 31H186V30H184ZM184 31H183V32H184ZM205 31H206V29H205ZM193 33H194V32H193ZM70 34H71V33H70ZM187 34H188V32H187ZM204 34H205V32H204ZM181 35H182V34H181ZM188 35H189V34H188ZM197 36H198V35H197ZM71 37H72V36H71ZM182 37L184 38L185 36L182 35ZM186 37H187V36H186ZM254 37H255V35H254ZM187 40H188V39H187ZM196 41H197V40H196ZM198 42H199V41H198ZM247 42H248V41H247ZM64 43H66V42H64ZM69 43H70V42H69ZM187 43H188V42H187ZM199 43H200V42H199ZM250 43H251V42H250ZM197 44H198V43H197ZM200 44H201V43H200ZM246 44H247V43H246ZM61 45H62V44H61ZM64 45H65V44H64ZM183 45H184V44H183ZM228 45H229V44H228ZM62 46H63V45H62ZM75 46H76V45H75ZM198 46H199V45H198ZM230 46H231V45H230ZM186 47H187V45H186ZM188 47H189V46H188ZM201 47L203 48L202 45H201ZM232 47H233V46H232ZM257 47H258V46H257ZM62 48H63V47H62ZM182 48H185V47H181V48H180L181 53H182ZM196 48H197V47H196ZM243 48H245V47H243ZM63 49H64V48H63ZM199 49H200V48H198V50H199ZM235 49H236V48H235ZM248 49H250V48H248ZM185 50H186V48H185ZM203 50H204V49H203ZM220 50H221V49H220ZM231 50H232V49H231ZM242 50H243V49H242ZM246 50H247V49H246ZM45 51H46V50H45ZM66 51H67V50H66ZM199 51H200V50H199ZM207 51H208V50H207ZM213 51H214V50H213ZM229 51H230V50H229ZM31 52H32V51H31ZM33 52H34V50H33ZM33 52H32V53H33ZM35 52H36V51H35ZM47 52H48V51H47ZM78 52H79V51H78ZM184 52H185V51H184ZM186 52H187V51H186ZM224 52H225V51H224ZM244 52H245V51H244ZM246 52H247V51H246ZM250 52H251V51H250ZM181 53H177L178 57H181V56H182V55H180ZM204 53H205V52H204ZM229 53H230V52H229ZM241 53H242V52H241ZM253 53H254V52H253ZM115 54H116V53H115ZM200 54H201V53H200ZM244 54H245V53H244ZM261 54H262V53H261ZM151 55H152V54H151ZM179 55H180V56H179ZM204 55H205V54H204ZM229 55H230V54H229ZM256 55H257V54H256ZM258 55H259V54H258ZM158 56H159V55H158ZM83 57H84V56H83ZM182 58H183V57H182ZM195 58H196V57H193L192 59H195ZM199 58H200V57H199ZM241 58H242V57H241ZM248 58H249V57H248ZM150 59H151V58H150ZM176 59H177V58H176ZM178 59H179V58H178ZM192 59L189 60V62H192ZM203 59H204V58H203ZM259 59H260V58H259ZM74 60H75V59H74ZM130 60H131V59H130ZM180 60H181V59H180ZM183 60H184V59H183ZM155 61H156V60H155ZM177 61H178V60H177ZM217 61H218V60H217ZM220 61H221V59H220ZM246 61H247V60H246ZM134 62H135V61H134ZM203 62H204V61H203ZM203 62H202V63H203ZM76 63H77V62H76ZM88 63H89V62H88ZM194 63H195V62H194ZM204 63H205V62H204ZM206 63H207V62H206ZM209 63H210V62H209ZM214 63H215V62H214ZM259 63H260V62H259ZM151 64H152V62H151ZM183 64H184V63H183ZM189 64H190V63H189ZM198 64H199V63H198ZM123 65H124V64H123ZM235 65H236V64H235ZM237 65H240V64H237ZM176 66H177V65H176ZM178 66H179V65H178ZM200 66H201V65H200ZM210 66H212V65H210ZM219 66H220V65H219ZM241 66H242V65H241ZM245 66H246V65H245ZM247 66H248V65H247ZM249 66H250V65H249ZM260 66H262V65L260 64ZM139 67H140V66H139ZM173 67H174V66H173ZM173 67H172V68H173ZM185 67H186V66H185ZM185 67H184V69H186ZM214 67H215V66H214ZM214 67H213V68H214ZM235 67H236V66H235ZM238 67H239V66H238ZM251 67H252V66H250V68H251ZM79 68H80V67H79ZM120 68H121V67H120ZM124 68H125V67H124ZM174 68H175V67H174ZM174 68H173V69H174ZM225 68H226V67H225ZM116 69H117V68H116ZM166 69H167V68H166ZM176 69H177V68H176ZM206 69H207V68H206ZM223 69H224V68H223ZM181 70H182V69H181ZM167 71H169V70H167ZM167 71H166V72H167ZM171 71H172V70H171ZM207 71H208V70H207ZM224 71H225V70H224ZM234 71H235V70H234ZM237 71H239V70H237ZM258 71H260V70H258ZM172 72H173V71H172ZM250 72H252V71H250ZM139 73H140V72H139ZM174 73H176V72H174ZM209 74H210V73H209ZM236 74H237V73H236ZM169 75H170V74H169ZM173 75H174V74H173ZM185 75H186V74H185ZM233 75H234V74H233ZM163 76H165V75H163ZM209 76H210V75H209ZM256 76H257V75H256ZM165 77H166V76H165ZM171 77H172V75H171ZM173 77H175V76H173ZM247 77H248V76H247ZM249 77H250V76H249ZM179 78H180V77H179ZM181 78H182V77H181ZM167 79H168V78H167ZM172 79H173V78H172ZM253 79H254V78H253ZM256 79H257V78H256ZM157 82H158V80H157ZM250 82H252V81L250 80ZM256 82H257V81H256ZM246 83H247V82H246ZM168 84H169V83H168ZM257 84H258V83H257ZM150 85H152V84H150ZM153 85H154V84H153ZM164 85H165V84H164ZM166 85H167V84H166ZM248 86H249V85H248ZM161 87H162V86H161ZM161 87H160V88H161ZM167 87H168V86H167ZM156 88H157V87H156ZM160 88H159V89H160ZM256 88H257V87H256ZM92 89H93V88H92ZM149 89H150V88H149ZM151 89H152V88H151ZM154 89H155V88H154ZM260 89H261V88H260ZM144 90H146V89H144ZM253 90H254V89H253ZM256 90H257V89H256ZM261 91H262V90H261ZM52 92H53V91H52ZM151 92H152V90H151ZM256 92H257V91H256ZM144 93H145V92H144ZM147 93H148V92H147ZM261 93H262V92H261ZM40 95H41V94H40ZM149 95H150V94H149ZM137 97L139 98L138 95L135 96V98H137ZM142 97H143V96H142ZM252 97H253V96H252ZM51 98H53V97H51ZM54 98H57V97H54ZM138 98H137V99H138ZM61 99H62V98H61ZM256 100H257V99H256ZM44 102H45V101H44ZM251 102H252V101H251ZM263 102H264V101H263ZM133 103H134V102H133ZM256 103H257V102H256ZM259 103H260V102H259ZM43 104H44V103H43ZM74 105H75V104H74ZM202 105H203V104H202ZM76 108H77V107H76ZM76 108H75V109H76ZM132 108L134 109V107H132ZM201 108H202V107H201ZM44 109L46 110V104H44ZM133 109H132V110H133ZM117 110H118V109H114L113 112L111 113V115L108 116V119H109V120H110V117L113 116L114 113H116ZM83 111H84V110H83ZM85 111H86V110H85ZM127 111H128V109H127ZM150 111H151V110H150ZM242 111H244V110H242ZM242 111H240V112H242ZM45 112H46V111H45ZM76 112H78V111L76 110ZM154 112H155V111H154ZM206 112H207V111H206ZM240 112H239V113H240ZM249 112H250V111H249ZM101 113H102V111H101ZM79 114H80V113H79ZM175 114H176V113H175ZM233 114H236V113H234V112H233V113H230L227 117H229V116H231V115H233ZM46 115H47V114H46ZM76 115H77V114H76ZM83 115H84V114H83ZM117 115H118V114H117ZM122 115H123V114H122ZM214 115H215V114H214ZM98 116H100V115L98 114ZM167 116H168V115H167ZM177 116H178V115H177ZM199 116H200V115H199ZM202 116H203V115H202ZM245 116H246V114H245ZM115 117H116V115H115ZM204 117H205V116H204ZM227 117H226V118H227ZM71 118H72V117H71ZM119 118H121V117H119ZM122 118H123V117H122ZM198 118H200V117H198ZM226 118H225L223 121H225ZM242 118H243V117H242ZM47 119H48V117H47ZM67 119H68V118H67ZM48 120H49V119H48ZM109 120H108V121H109ZM119 120H120V119H119ZM155 120H156V119H155ZM200 120H201V119H200ZM63 121H64V120H63ZM104 121H105V120H104ZM122 121H123V120H122ZM203 121H204V120H203ZM223 121H222V122H223ZM110 122H111V120H110ZM110 122H109V125H110ZM222 122H221V123H222ZM58 123H59V122H58ZM58 123H56V124H58ZM106 123H107V122H106ZM106 123H105V124H106ZM112 123H113V122H112ZM117 123H118V122H117ZM221 123H220V124H221ZM241 123H242V119H241L239 125H240ZM105 124H104V125H105ZM113 124H114V123H113ZM120 124H125V123H123V122L118 123V124L115 126V128L113 129V131L110 129V130L112 131V133H111V131H108V132H110V134H111V135L109 134V135H110V141H111V143H112L113 145H117V144L119 145V144H121V143L124 144V142L127 141V140H124V141H122V142L119 141V142H117V143H114V142L112 141V137H113V135H114V132H115V130L117 129V127H118ZM201 124H202V123H201ZM104 125H102V127H103ZM125 125H126V124H125ZM197 125H198V124H197ZM197 125H196V126H197ZM242 125H243V124H242ZM111 126H112V125H111ZM78 127H79V126H78ZM126 127H127V125H126ZM257 127H258V126H257ZM200 128H201V127H200ZM218 128H219V127H218ZM218 128H217V129H218ZM99 129H100V128H99ZM107 129H108V128H107ZM217 129H215V131H216ZM235 129H236V128H234V130H235ZM257 129H258V128H257ZM36 130H37V128H36ZM86 130H87V129H86ZM88 130H89V129H88ZM258 130H259V129H258ZM83 131H84V130H83ZM165 131H166V130H165ZM203 131H204V130H203ZM70 132H71V131H70ZM95 132H96V131H95ZM104 132H105V129H104ZM104 132H103V135H104ZM106 132H107V131H106ZM172 132H173V131H172ZM206 132H207V131H206ZM263 132H264V131H263ZM128 133H129V130H128V127H127V130H126V134H127V136H128ZM159 133H160V132H159ZM167 133H168V131H167ZM169 133H170V130H169ZM214 133H215V132H214ZM231 133H233V131H232ZM71 134H72V133H71ZM81 134H82V133H81ZM87 134H88V133H87ZM89 134H90V133H89ZM93 134H94V133H93ZM35 135H36V134H35ZM65 135H66V134H65ZM65 135H64V136H65ZM109 135H108V137H109ZM169 135H170V134H168V136H169ZM213 135H214V134H213ZM230 135H231V134H230ZM230 135H229V136H230ZM50 136H51V135H50ZM157 136H158V135H157ZM159 136H160V134H159ZM171 136H172V135H171ZM229 136H228V138H229ZM46 137H47V136H46ZM70 137H71V136H70ZM93 137H94V135H93ZM252 137H253V136H251V138H252ZM68 138H69V137H68ZM159 138H160V137H159ZM70 139H71V138H70ZM108 139H109V138H108ZM87 140H88V139H87ZM128 140H129V139H128ZM155 140H156V139H155ZM79 141H80V140H79ZM163 142H164V141H163ZM213 142H214V141H213ZM247 142H248V141H247ZM152 143H153V142H152ZM123 144H122V145H123ZM154 144H155V143H154ZM168 144H169V143H168ZM214 145H215V144H214ZM127 146L129 147V145H127ZM34 147H35V146H34ZM128 147H127V148H128ZM133 147H134V146H133ZM193 147H194V146H193ZM127 148H126V149H127ZM216 148H217V147H216ZM32 149H33V148H31V150H32ZM106 149H107V148H106ZM111 149H112V148H111ZM35 150H36V149H35ZM133 150H134V149H133ZM199 150H200V149H199ZM203 150H204V149H203ZM205 150H206V149H205ZM217 150H218V148H217ZM121 152H122V151H121ZM260 152H261V151H260ZM135 154H136V153H135ZM138 154H139V153H138ZM217 154H218V152H217ZM178 155H179V154H178ZM197 155H198V154H197ZM216 156H217V155H216ZM257 156H258V155H257ZM136 157H137V156H136ZM215 158H216V157H215ZM122 159H123V158H122ZM247 159H248V158H247ZM242 160H243V159H242ZM123 161H124V160H123ZM123 161H121V162H123ZM104 162H105V161H104V158H102V160H101V164L104 163ZM244 162H245V161H244ZM188 163H189V162H188ZM236 163H237V162H236ZM125 164H126V163H125ZM135 164H136V163H135ZM171 166H172V165H171ZM49 167H50V166H49ZM129 167H130V166H129ZM206 167H207V166H206ZM183 168H184V167H183ZM58 169H59V168H58ZM207 169H208V168H207ZM98 170H99V169H98ZM113 172H114V171H113ZM203 173H204V172H203ZM58 174H59V173H58ZM116 174H117V172H116ZM134 174H135V173H134ZM183 174H184V172H183ZM205 174H206V173H205ZM180 175H181V174H180ZM123 177H124V176H123ZM179 179H180V178H179ZM181 180H182V179H181ZM181 180H180V181H181ZM172 183H173V182H172ZM208 184H209V183H208ZM255 185H256V184H255ZM187 189H188V188H187ZM203 189H204V188H203ZM206 191H207V190H206ZM206 191H205V192H206ZM220 191H221V190H220ZM170 192H171V191H170ZM204 194H205V193H204ZM206 197H207V196H206ZM214 197H215V196H214ZM106 204H107V203H106ZM79 206H85V207H88V208H90L91 210H93L94 212L99 213L97 210H94V209L91 207V205H89V204H86V203H85L84 205H79ZM89 206H90V207H89ZM75 207H78V206H75ZM71 208H74V207H71ZM71 208H69V209H71ZM69 209H67V210H69ZM175 213H176V212H175ZM248 214H249V213H248ZM256 214H257V213H256ZM144 215H145V214H144ZM178 215H179V214H178ZM66 216H67V215H66ZM140 216H141V215H140ZM131 218H134V217H131ZM68 220H69V219H68ZM69 221H70V220H69ZM134 221H136V220H134ZM70 222H71V221H70ZM5 223H6V222H5ZM71 223H72V222H71ZM176 223H177V222H176ZM243 223H244V222H243ZM111 228H112V227H111ZM210 228H211V227H210ZM100 229H101V228H100ZM109 229H110V228H109ZM112 229H113V228H112ZM137 229H138V228H137ZM137 229H136V230H137ZM101 230H102V229H101ZM218 231H219V230H218ZM106 233H107V232H106ZM111 233H112V232H111ZM111 233L108 232V234H111ZM113 235H114V233H113ZM251 235H252V234H251ZM245 236H246V235H245ZM247 236H248V235H247ZM240 238H241V237H240ZM111 239H112V238H111ZM139 240H140V239H139ZM148 240H149V239H148ZM144 241H145V240H144ZM197 241H198V240H197ZM208 241H209V240H208ZM112 242H113V241H112ZM137 243H138V242H137ZM206 243H207V242H206ZM195 244H196V243H195ZM195 244H194V245H195ZM202 244H203V243H202ZM194 245H193L194 248L199 246V245H198V246H194ZM200 245H201V244H200ZM222 246H223V245H222ZM226 246H227V245H226ZM65 247H67V246H65ZM141 247H142V246H141ZM68 248H69V247H68ZM232 248H233V247H232ZM55 249H56V248H55ZM55 249H54V250H55ZM69 249H70V248H69ZM144 249H145V248H144ZM54 250H52V251H54ZM52 251H51V252H52ZM70 251H71V249H70ZM180 251H181V250H180ZM180 251L177 252V253L172 257V259L170 260V262H171V261H172V260H173V259L179 254V253H180ZM51 252H50V253H51ZM71 252H72V251H71ZM228 252H229V251H228ZM50 253H49V254H50ZM49 254H48V255H49ZM118 254H120V253L118 252ZM147 254H148V253H147ZM135 255H136V254H135ZM126 256H128V255H126ZM225 257H226V256H225ZM116 258H117V257H116ZM143 258H144V257H143ZM105 263H106V261H105Z\"/></svg>","mask_w":264,"mask_h":264}]
</instances>
